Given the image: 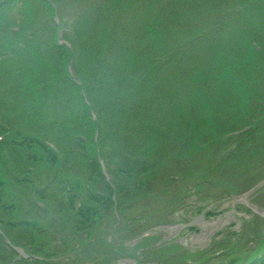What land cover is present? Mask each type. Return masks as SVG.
Masks as SVG:
<instances>
[{
  "label": "rangeland",
  "instance_id": "1",
  "mask_svg": "<svg viewBox=\"0 0 264 264\" xmlns=\"http://www.w3.org/2000/svg\"><path fill=\"white\" fill-rule=\"evenodd\" d=\"M19 1L10 8H21L9 11L0 26L9 35L7 27L17 24L15 43L25 57L6 63L13 67L12 80L0 81V92L20 89L29 103L35 99L34 105L42 106L47 126L42 134H52L62 148L55 169L61 162L64 178L82 182L76 208L98 210L87 223L62 210L67 194L57 192L60 179L46 189L47 173L36 177V190L46 191L30 205L1 170L2 229L9 219L44 229L32 242L22 231L20 253L41 264H230L246 250L256 257L264 253V132L227 140L223 135L249 124L259 101L264 103V50L256 51L254 44L264 41V0H56L67 25L65 39L72 50L80 44L87 50L77 66L100 98L97 142L94 132L87 135L91 126L84 105L68 81L74 78L46 69L43 43L47 36L51 40V7L40 0ZM190 41L191 46L183 45ZM9 47L17 45L3 48ZM50 61L61 68L58 58ZM31 89L42 95L38 105V98L24 94ZM9 111L10 102L0 105V122L7 126ZM217 118L225 123L220 126ZM21 128L37 134L30 124ZM80 134L89 137L91 154H101L113 175L118 195L111 204L88 197L89 189L103 191L89 181L76 144L83 141ZM21 229L10 236L17 238ZM8 256L0 250V264L19 258Z\"/></svg>",
  "mask_w": 264,
  "mask_h": 264
},
{
  "label": "trees",
  "instance_id": "2",
  "mask_svg": "<svg viewBox=\"0 0 264 264\" xmlns=\"http://www.w3.org/2000/svg\"><path fill=\"white\" fill-rule=\"evenodd\" d=\"M1 12L3 9L0 7ZM53 28V27H51ZM258 40V39H257ZM264 43V41H263ZM49 48L53 46L52 42L49 41V44L47 43ZM56 49V48H55ZM80 51L82 53H85L87 50L83 44L79 45V54ZM16 53V52H15ZM5 58L4 60H0V81L5 82L10 80L11 78H7L10 70V65H6L10 61V59ZM2 76V77H1ZM38 82L40 81V78L36 79ZM36 94V93H35ZM33 94H28V97H32ZM37 96H40L38 93ZM50 97V96H48ZM40 98L37 99V105ZM7 102L11 103L12 111L15 114V118L13 120L8 121L9 126L6 124L0 123V130L3 134H6L10 132L9 136H5V139L3 142H0V192L3 191L5 185V178L4 173L6 174L8 182H11L13 188L17 190L18 192L24 191V197L23 199L26 200V202L30 205H35V197L39 195L38 197H42L44 195L46 189L48 190L51 186H56V181L60 179L59 185L60 189L57 190L60 194H67L66 201L60 202V206L63 209H68V211H71L73 215H78L82 222H92L95 215L98 214L97 208L93 207H87L82 204H79V206L76 208L77 200L81 197L79 193V185L82 184L80 180H74L68 175V178H64L61 175V170L59 168L55 169V166L57 165V158L55 156V152L42 140V138H47L54 140V136L49 133L50 129H45L44 131L48 132L49 135L47 137H44L42 134V129H44L46 124L41 123L44 114L40 112L42 109V106H35L34 102L35 99H33L31 102H28V98L22 97V94L20 93V89L17 91L16 94L12 95L7 90L0 92V105H4ZM32 108V109H31ZM89 122L88 115L85 114L84 120ZM13 122L16 124H13ZM25 124V125H32V128L36 129L37 135H30L29 130H18L17 125ZM10 130V131H8ZM261 132H264V125L257 126L251 131V135L260 134ZM264 135V133H263ZM255 137V136H254ZM71 139V138H70ZM77 145L83 150V157L82 159H86V164L88 170H89V181L94 179L95 183H97L100 187V189L104 192V196L100 197L98 196L94 190L92 191L89 189L88 186V197L89 199L95 200L96 202H101L102 204L106 205V202L112 203V193L115 192L116 189H118L115 184L114 186L110 185L107 181H105V178L102 174V170L99 166V164L94 160L93 154L89 152L87 149L85 143L81 140H77ZM5 148V149H4ZM232 154L225 157V160H229ZM228 158V159H227ZM233 159V158H231ZM28 167H32L33 170L29 169ZM119 169V168H118ZM3 172H2V171ZM47 173V178H50V182L46 185V189L43 191H37V182L38 179L37 176H41L43 179V175ZM52 173V176L49 174ZM22 175H24L22 177ZM52 178V179H51ZM98 179V180H97ZM45 181V180H44ZM53 183V184H52ZM52 184V185H51ZM57 187V186H56ZM121 190V189H120ZM34 192H36L35 195ZM56 192V193H57ZM57 196V194H54ZM107 195V196H106ZM72 215V216H73ZM39 217V216H38ZM41 218V217H39ZM3 223V222H2ZM4 224V223H3ZM8 228L6 230V227L3 229L4 234L9 237V239L12 241L13 244L21 245L18 240L23 239L24 235L22 234V231H25L29 234L30 241L32 242L35 237V234L44 233V229L40 226H37V224L32 223L30 220H20V221H12L7 220ZM21 229L20 232L17 233V238L11 234V230L17 228ZM38 231V232H36ZM10 233V234H9ZM5 235L0 232V250L3 253H7V256H15L19 257L18 260H16V263L14 264H25L28 263V261H31L30 264H41L44 262H41L43 260L40 259H26L19 255L17 251L14 250L12 245L8 244L5 240ZM256 235V233H255ZM17 241V242H16ZM9 257V256H8ZM230 264H264V253L260 254V256H251L249 254V251L246 250L245 254L240 258H234L233 260L229 261ZM47 264V263H45Z\"/></svg>",
  "mask_w": 264,
  "mask_h": 264
}]
</instances>
